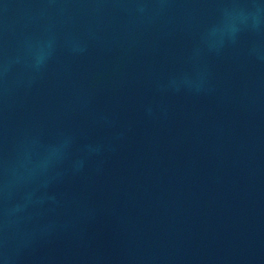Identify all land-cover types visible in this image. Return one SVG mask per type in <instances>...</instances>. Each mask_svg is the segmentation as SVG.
<instances>
[{"label":"water","instance_id":"obj_1","mask_svg":"<svg viewBox=\"0 0 264 264\" xmlns=\"http://www.w3.org/2000/svg\"><path fill=\"white\" fill-rule=\"evenodd\" d=\"M0 264H264V0H0Z\"/></svg>","mask_w":264,"mask_h":264}]
</instances>
